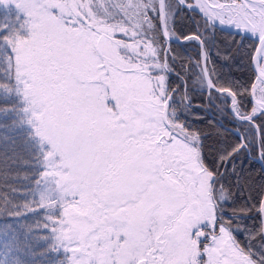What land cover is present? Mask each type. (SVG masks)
I'll list each match as a JSON object with an SVG mask.
<instances>
[{
    "label": "snow or ice",
    "instance_id": "snow-or-ice-1",
    "mask_svg": "<svg viewBox=\"0 0 264 264\" xmlns=\"http://www.w3.org/2000/svg\"><path fill=\"white\" fill-rule=\"evenodd\" d=\"M0 129V217L41 215L50 264H264V0H0ZM32 231L0 227V264Z\"/></svg>",
    "mask_w": 264,
    "mask_h": 264
},
{
    "label": "trees",
    "instance_id": "trees-1",
    "mask_svg": "<svg viewBox=\"0 0 264 264\" xmlns=\"http://www.w3.org/2000/svg\"><path fill=\"white\" fill-rule=\"evenodd\" d=\"M183 33L196 34L195 25L191 21H189L186 17L178 21V34H181L182 36ZM172 47L174 50L181 52L185 58H188L192 61H195V59L197 58V54L200 51L195 41L180 42L179 45L173 44ZM188 67H190V65H188ZM176 71L180 72V68L177 67ZM243 72L245 78H247V76L250 75V70L248 69H244ZM190 75L191 73H189V76ZM181 76L183 77L184 80L187 81L188 94L191 97L192 104L196 103V104L205 105L206 98L202 97L198 86L194 84L192 79H189V76H184L182 72H181ZM171 80L175 87L183 88V85H181V82L179 79H177V77L172 76ZM192 110L195 112V114L194 115L192 114V117L190 118L193 119L194 124L199 125L200 123L199 121L194 119L195 116L210 115L209 113H205L202 107L193 105ZM4 134H5L4 130L0 129V136ZM260 138L257 139L256 136V151L252 153L251 163L250 164L246 163L244 165V167L248 169L256 179H259L261 166L256 160L253 159V156L258 155V150L260 147ZM257 140H259L258 141L259 146L257 145ZM10 148H11L10 145L0 144V155H2L4 150L10 151ZM17 186H18V182L16 181H9L8 185H5L3 181H0V197L8 196V198L12 199L14 202L17 203L21 202L19 195L17 193L12 192V188ZM42 223H43V217L37 214H28L27 216L19 219L0 217V227H3L6 224H12L14 228L20 230H25V226L31 227L33 231L31 232L30 236L32 241V247L34 250V255H32L30 258L34 261V264H50L52 259L55 257V254L47 252V243L42 238L43 231L38 227V225ZM256 223H258V221L255 219H251L248 221L249 227L253 226Z\"/></svg>",
    "mask_w": 264,
    "mask_h": 264
},
{
    "label": "rangeland",
    "instance_id": "rangeland-1",
    "mask_svg": "<svg viewBox=\"0 0 264 264\" xmlns=\"http://www.w3.org/2000/svg\"><path fill=\"white\" fill-rule=\"evenodd\" d=\"M209 1V5L212 4H237V3H241L239 0H208ZM192 114L194 115L195 112L193 110H191ZM241 239H244V237H241Z\"/></svg>",
    "mask_w": 264,
    "mask_h": 264
},
{
    "label": "flooded vegetation",
    "instance_id": "flooded-vegetation-1",
    "mask_svg": "<svg viewBox=\"0 0 264 264\" xmlns=\"http://www.w3.org/2000/svg\"><path fill=\"white\" fill-rule=\"evenodd\" d=\"M198 48H199V47H198ZM199 50H200V49H199ZM193 105H194V106H198V107H202V109H203L204 106H205V105H203V104H196V103H193ZM209 114L211 115V112H209ZM260 135H261L260 133H259V136L256 134L257 139L260 138ZM258 141H259V140H257V145L259 146V142H258ZM259 150H260V147H259ZM259 150H258V151H259Z\"/></svg>",
    "mask_w": 264,
    "mask_h": 264
},
{
    "label": "water",
    "instance_id": "water-1",
    "mask_svg": "<svg viewBox=\"0 0 264 264\" xmlns=\"http://www.w3.org/2000/svg\"><path fill=\"white\" fill-rule=\"evenodd\" d=\"M241 3H243L244 2V0H239ZM192 35H195V34H192ZM185 40H183V38H181V41L180 42H184ZM257 135L259 136V133H257ZM254 159L255 160H257L258 162H259V164H260V166H261V162H260V160L258 159V156L257 157H254Z\"/></svg>",
    "mask_w": 264,
    "mask_h": 264
},
{
    "label": "bare ground",
    "instance_id": "bare-ground-1",
    "mask_svg": "<svg viewBox=\"0 0 264 264\" xmlns=\"http://www.w3.org/2000/svg\"><path fill=\"white\" fill-rule=\"evenodd\" d=\"M258 162V161H257ZM259 163V162H258Z\"/></svg>",
    "mask_w": 264,
    "mask_h": 264
}]
</instances>
